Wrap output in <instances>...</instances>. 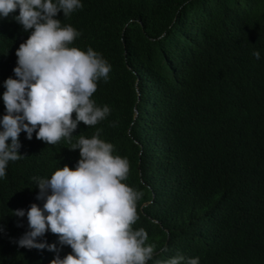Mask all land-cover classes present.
<instances>
[{
  "label": "trees",
  "instance_id": "trees-1",
  "mask_svg": "<svg viewBox=\"0 0 264 264\" xmlns=\"http://www.w3.org/2000/svg\"><path fill=\"white\" fill-rule=\"evenodd\" d=\"M0 264H264V0H0Z\"/></svg>",
  "mask_w": 264,
  "mask_h": 264
}]
</instances>
